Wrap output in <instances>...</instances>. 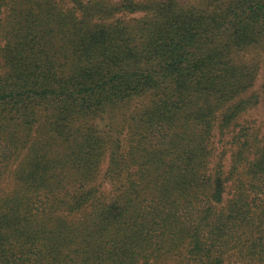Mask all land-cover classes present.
<instances>
[{"label": "trees", "instance_id": "16d2710c", "mask_svg": "<svg viewBox=\"0 0 264 264\" xmlns=\"http://www.w3.org/2000/svg\"><path fill=\"white\" fill-rule=\"evenodd\" d=\"M263 54L264 0H0V264H264Z\"/></svg>", "mask_w": 264, "mask_h": 264}, {"label": "rangeland", "instance_id": "374dc122", "mask_svg": "<svg viewBox=\"0 0 264 264\" xmlns=\"http://www.w3.org/2000/svg\"><path fill=\"white\" fill-rule=\"evenodd\" d=\"M184 2H188V0H182ZM257 61L260 63L261 71L258 76L257 82L253 88L252 94L259 96V104L249 110L247 114L244 115L243 119L245 121H251L254 123V126L259 130L260 134L264 136V54L262 56H258ZM220 148L218 152H221ZM229 152L226 153V167L229 164ZM107 188V185H105Z\"/></svg>", "mask_w": 264, "mask_h": 264}]
</instances>
